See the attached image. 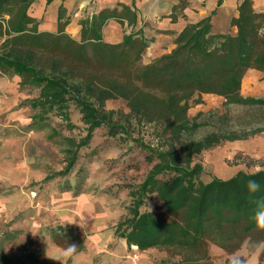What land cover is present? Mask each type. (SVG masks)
<instances>
[{"label":"trees","instance_id":"1","mask_svg":"<svg viewBox=\"0 0 264 264\" xmlns=\"http://www.w3.org/2000/svg\"><path fill=\"white\" fill-rule=\"evenodd\" d=\"M36 1L0 0V76L17 78L20 90H37L35 98L24 101L33 112L31 126L53 114L67 129L75 128L69 119L72 105L84 128L78 141L64 139L63 166L42 183L68 177L94 132L104 128L110 138L130 140L149 165L142 181L128 188L126 213L113 227V236L127 249L162 250L178 258V264H213L210 245L226 255L242 247L248 254L256 251L264 243V230L251 220L253 203L246 184L256 179L262 188L257 195H264V171L238 172L225 180L212 177L204 184L200 180L203 168L192 157L221 142L246 140L264 129L242 136L211 135L192 143H179V139L197 129V118L187 114L191 105L201 104L203 95L221 98L224 107H264V100L240 94L248 70L261 73L264 80V10L256 12L250 0L241 1L237 17L230 21L234 35L212 34L210 17L187 24L173 39L170 53L142 65L147 41L140 31H133L137 17L130 7L119 4L84 16L76 41L64 32L70 22L63 7L66 0H60L54 34L38 31V21L30 16ZM53 1L45 0V5ZM184 6L181 3L173 10ZM175 18L172 14L171 19ZM108 21L126 25L118 44L102 39ZM115 100L124 103L127 113L105 109L107 102ZM132 122L139 128L150 126L157 134L156 143L132 138ZM152 198L160 206L156 211H142ZM59 235L66 244H75L77 252L83 250L77 236ZM262 260L264 250L259 256ZM243 263V259L226 261ZM0 264L41 263L32 251L25 256L0 255Z\"/></svg>","mask_w":264,"mask_h":264},{"label":"rangeland","instance_id":"2","mask_svg":"<svg viewBox=\"0 0 264 264\" xmlns=\"http://www.w3.org/2000/svg\"><path fill=\"white\" fill-rule=\"evenodd\" d=\"M18 83L15 77L0 76V255L25 256L34 251L39 263L58 264L49 257L68 246L57 237L70 232L83 241V250L67 264H178V258L162 250L137 252L113 236V227L126 213L128 188L138 185L149 169L143 152L130 140L110 138L104 128L96 130L68 177L42 183L45 176L62 168L64 139L78 141L84 128L72 105L69 119L75 128L67 129L53 114L31 126L33 112L24 101L35 98L37 90H20ZM241 95L264 100V80L245 79ZM222 104L219 97L203 95L201 104L191 105L190 119L197 118L198 127L180 137L179 143L264 129V107ZM105 109L127 113L120 100L107 102ZM131 129L132 138L156 143L157 134L150 126L139 128L132 122ZM192 162L202 166L203 183L212 177L225 180L238 172L264 171V132L246 140L221 142L193 156ZM159 206L152 198L142 211H156ZM5 234L8 238L4 240ZM237 259L245 263L243 247L229 261ZM226 261L220 256L211 258L213 264ZM257 264H264V260Z\"/></svg>","mask_w":264,"mask_h":264},{"label":"crops","instance_id":"3","mask_svg":"<svg viewBox=\"0 0 264 264\" xmlns=\"http://www.w3.org/2000/svg\"><path fill=\"white\" fill-rule=\"evenodd\" d=\"M241 1L243 0H66L63 3V7L70 22L65 27L64 32L74 40L79 41V21L84 16H90L103 8H112L119 4L130 7L137 17L133 31H140L142 37L147 41V48L141 56V64L147 65L154 59L172 51L174 48L173 39L187 24L196 23L207 17H210L212 34L234 35L236 30L230 26V21L237 17V8ZM250 1L254 11L264 10V0ZM181 3L185 4V6L174 11L173 9L180 6ZM60 4V0H54L47 6L45 5V0H37L33 4L30 9V16L38 21L39 32L53 34L57 32L56 15ZM212 13L213 15H211ZM172 14L176 16L174 20L171 19ZM124 29H126V25L121 27L114 21H108L102 29L103 41L108 44L120 43ZM128 32L129 30H127ZM260 77H262L261 73L248 70L242 79V83L245 79H257ZM187 115L189 118L192 117L189 115V110ZM151 250L153 249L146 252ZM262 250H264V243L251 254H248L245 250L246 261L244 264H257ZM239 251L233 255H226L215 246L210 245L208 248L210 258L220 256L227 261L237 256Z\"/></svg>","mask_w":264,"mask_h":264},{"label":"clouds","instance_id":"4","mask_svg":"<svg viewBox=\"0 0 264 264\" xmlns=\"http://www.w3.org/2000/svg\"><path fill=\"white\" fill-rule=\"evenodd\" d=\"M246 187L253 203L251 220L257 229L264 230V195H257L262 191L261 183L256 179H248ZM76 252L77 246L75 244H68L66 248L61 249L56 255L49 257V259L57 261L58 264H67V261L76 255Z\"/></svg>","mask_w":264,"mask_h":264},{"label":"bare ground","instance_id":"5","mask_svg":"<svg viewBox=\"0 0 264 264\" xmlns=\"http://www.w3.org/2000/svg\"><path fill=\"white\" fill-rule=\"evenodd\" d=\"M131 248H132L133 250H136V247H134V246H132Z\"/></svg>","mask_w":264,"mask_h":264},{"label":"built area","instance_id":"6","mask_svg":"<svg viewBox=\"0 0 264 264\" xmlns=\"http://www.w3.org/2000/svg\"><path fill=\"white\" fill-rule=\"evenodd\" d=\"M130 264H135V263H130Z\"/></svg>","mask_w":264,"mask_h":264}]
</instances>
